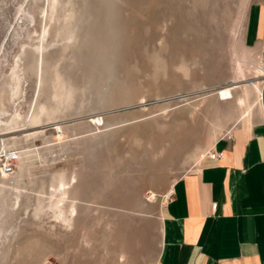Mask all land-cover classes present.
Instances as JSON below:
<instances>
[{"label":"rangeland","instance_id":"374dc122","mask_svg":"<svg viewBox=\"0 0 264 264\" xmlns=\"http://www.w3.org/2000/svg\"><path fill=\"white\" fill-rule=\"evenodd\" d=\"M252 1L0 0V264H155L158 195L258 108Z\"/></svg>","mask_w":264,"mask_h":264},{"label":"crops","instance_id":"0c3cea01","mask_svg":"<svg viewBox=\"0 0 264 264\" xmlns=\"http://www.w3.org/2000/svg\"><path fill=\"white\" fill-rule=\"evenodd\" d=\"M248 22L264 69V0L251 2ZM258 103L158 195L155 264H264V81Z\"/></svg>","mask_w":264,"mask_h":264},{"label":"bare ground","instance_id":"6f19581e","mask_svg":"<svg viewBox=\"0 0 264 264\" xmlns=\"http://www.w3.org/2000/svg\"><path fill=\"white\" fill-rule=\"evenodd\" d=\"M236 52V51H235ZM237 53V52H236ZM236 62L238 64H243L245 63V65H248V63H250L249 61H241L239 58L236 59ZM254 69L256 70L257 73H259L257 76H256V79H259V76H262L264 74V69L263 67H261V65L259 63H255L254 64ZM252 85L255 87V89L257 90V93H258V97L260 99V95H261V87H262V81L261 80H255L252 82ZM219 93H221V91H219ZM239 102L241 104H243V100H242V97L239 99ZM34 110V109H33ZM246 110L248 111L249 113V109H247L246 107ZM21 113H18V112H14V114L12 115V118L11 120L7 123V122H2L0 120V123L3 124L4 126H6L7 128H10V127H13V126H16L18 125L21 120ZM28 123L30 125H37L39 123H41L42 121V117H40V112H34L32 113V115L28 118ZM28 135L27 134H24L22 136H19V135H6V133H2L1 137H0V140H2V144L3 146H7V147H14L15 149H17L19 151V155L22 154V153H25V152H28L29 149L26 148V141L28 140ZM22 144V147L18 146V145H21ZM20 157V156H19ZM9 175L7 174H0V181L7 177ZM63 176V175H62ZM69 181H66L65 179H63V177H60V179L57 180L56 184L53 185L52 187L55 188V190H58V198L55 200L54 202V205L57 206V204L61 203L63 200H64V197L66 195V187L73 181L74 182V176H71L69 177ZM18 202V201H17ZM75 209H74V206L73 204H70L69 207H68V210L67 212L69 213V216H72V214L74 213ZM60 212V211H59ZM64 213V212H63ZM61 216V219L63 221H68V217H64L62 218V211L58 214V217Z\"/></svg>","mask_w":264,"mask_h":264},{"label":"built area","instance_id":"2783aa9c","mask_svg":"<svg viewBox=\"0 0 264 264\" xmlns=\"http://www.w3.org/2000/svg\"><path fill=\"white\" fill-rule=\"evenodd\" d=\"M264 81V74L261 76ZM219 154L216 152L210 153L211 158L217 157ZM19 159V151L14 147L3 146L0 140V174L4 173L10 175L14 172L15 163ZM215 207V204H213Z\"/></svg>","mask_w":264,"mask_h":264}]
</instances>
